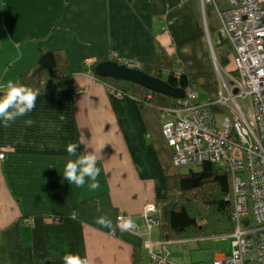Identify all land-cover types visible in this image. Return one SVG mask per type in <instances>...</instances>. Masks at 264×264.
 <instances>
[{"label": "crops", "instance_id": "1", "mask_svg": "<svg viewBox=\"0 0 264 264\" xmlns=\"http://www.w3.org/2000/svg\"><path fill=\"white\" fill-rule=\"evenodd\" d=\"M71 1L0 0V83H19L49 51L59 52L75 73L68 86L40 94L35 109L10 127L0 122V155H4L0 158V264H66V257L77 256L89 264H137V249L145 252L146 264H160L152 255L163 257L166 252H153L159 244L152 252L147 248L153 243V229L147 234L144 212L166 195L168 177L178 174L162 133L164 125L174 120L168 108L176 99L138 85L123 94L98 80L92 66L99 62L86 63L107 58H101L102 30H97V25L102 27L103 12L96 6L101 0H84L85 9L79 12L83 24L71 21L72 31L64 43L56 38L55 24L58 18L66 19ZM108 1V15L121 37L111 47L115 53L158 68L165 78L180 68L198 84L196 91L211 86L204 69L212 68L215 76L221 11L229 8L228 1L216 0V6L209 0ZM78 4L75 0L68 15ZM32 8L36 12L27 13L34 19L30 18L32 27L24 28L23 15ZM4 92L0 88L1 96ZM214 99L212 95L210 100ZM70 143L80 144V153L97 155L98 190L91 191L87 183L77 188L64 179L67 160L75 159L66 152ZM121 216L133 220L132 231L117 229ZM55 217L61 221L54 223ZM99 217L109 218L113 228L97 224ZM161 232L159 226L162 242ZM168 249V261L176 264ZM223 255L227 254L208 253L210 260Z\"/></svg>", "mask_w": 264, "mask_h": 264}, {"label": "built area", "instance_id": "2", "mask_svg": "<svg viewBox=\"0 0 264 264\" xmlns=\"http://www.w3.org/2000/svg\"><path fill=\"white\" fill-rule=\"evenodd\" d=\"M227 1L229 8L221 11L220 34L234 48L233 71L226 73L216 65L226 94L199 104L196 87L190 84L184 89L185 98L176 99L174 107L168 108L174 120L164 125L162 133L172 150L175 166L198 167L209 162L231 176L235 240L231 255L213 257L212 264H264V0ZM209 2L216 6L215 0ZM113 57L128 68L143 67L118 53ZM93 62L88 61L86 65L91 66ZM224 72L230 85L224 79ZM169 74L179 78L182 70ZM240 99L251 102L250 118L241 109ZM156 214L155 205L146 207L144 219L149 235L159 224ZM60 221L59 217L53 218L54 223ZM27 223L31 224L32 220ZM168 245L160 244L165 256L152 255L160 264H171ZM155 247L150 243L147 248L152 252ZM251 252L255 257L246 259Z\"/></svg>", "mask_w": 264, "mask_h": 264}, {"label": "trees", "instance_id": "3", "mask_svg": "<svg viewBox=\"0 0 264 264\" xmlns=\"http://www.w3.org/2000/svg\"><path fill=\"white\" fill-rule=\"evenodd\" d=\"M216 56L221 68L233 66L235 52L228 39H220ZM92 70H95L94 66ZM142 71L168 81L175 88L186 89L194 82L186 74L179 78L172 75L165 78L163 71L151 65H144ZM74 74L70 63L59 52L49 51L40 55L37 65L20 77L19 84L38 90L40 94L54 93L71 84ZM97 79L123 94H128L129 87L133 86L109 78ZM166 186V195L158 200L156 215L162 241L182 242L233 234L234 194L231 176L225 170L206 162L189 174L168 177ZM135 256L137 264H146L147 256L142 249H137Z\"/></svg>", "mask_w": 264, "mask_h": 264}, {"label": "rangeland", "instance_id": "4", "mask_svg": "<svg viewBox=\"0 0 264 264\" xmlns=\"http://www.w3.org/2000/svg\"><path fill=\"white\" fill-rule=\"evenodd\" d=\"M74 2H75V0H72L68 5L67 10L65 11L67 20L66 19L61 20L58 18V20L56 21V24H55L56 29L58 31L56 38L58 41H63L64 43L67 42V40H68L67 34L72 31L71 21H73V23H75L77 25L83 24V21L79 15V12L85 9L84 0H76V2H80V4H78V6L76 7L75 13H72V14L70 13L68 15V9H70L69 7H71V5ZM224 2H227V0H224ZM27 3H28L27 1L22 3L21 14H23L24 5H26ZM38 4H39V7L42 8L40 3H38ZM108 4H109L108 0H101V4L97 3V5H96L97 8L103 12V17H102V20L100 21L102 27H99L97 25V30L99 28H100V30H102V37L100 40H101L102 54L103 55L101 58L107 56L106 60H115V58L113 57V54L117 51L115 49H111V47L115 46L120 41L121 37L120 36L117 37L116 32H115V27H114L115 22L113 19H110L109 15H108ZM228 5H229V3H228ZM30 10H34L36 12V8H32V9H28L24 13V15H23V16H25L23 18V27L24 28H30V26L32 27L31 19L32 20H34V19L28 16V14H31V15L33 14V12H31ZM49 10H50V6H49ZM71 18H72V20H71ZM125 38H126V43L128 44L129 43L128 35ZM100 40L98 41L99 44H100ZM118 46H119V44L117 45V47ZM130 61H134V60H130ZM232 63H233V61H232ZM232 68H233V66L226 68V69L230 70V72H231ZM204 71L206 72V75L208 76V78L212 80V82H211V86L208 89L205 87L202 88L201 86L197 89V92L199 94V98L197 100V103H202V104L207 103L211 99L212 95H215V98H219L221 96V93L226 94V90H225V88L223 86V82L221 80V74L218 71V69L216 68V66L213 68L215 76H212V68H211V70L204 69ZM223 76H224L225 81L228 83V85H230V80L228 79L225 72H224ZM193 85L195 87H198V84H196L195 82H193ZM210 88H211V90H210ZM238 103H239L241 109L243 110V112L245 113V115L248 118H250L251 117V102L247 99H245V100L240 99V100H238ZM175 167H176V172L178 174H189L192 171H196L198 168L197 166H194V165L193 166L192 165L175 166ZM147 228L148 227L146 225V231H148ZM158 238H159V227L157 225L153 228V231H152L151 237H150V240L153 243L155 242L154 244H156V245L159 244V246H157L154 249V251H153L154 253H158L159 251H162L161 250L162 247L160 246L161 241L158 240ZM234 240L235 239L233 238V236H223V237H217V238H206V239L204 238V239L200 240L199 243H196V244H195V242H190L187 244L172 245V246H169V249H168L170 252V255H171L170 260L176 264H212V260L209 259L208 253L213 252V254L215 256L221 255L223 253L227 254V255H231V253H232V242ZM179 243H183V242H179ZM149 257H151L150 254H149ZM254 257H255L254 252H251L245 256L246 259L247 258L251 259ZM153 262L156 263L155 261H153Z\"/></svg>", "mask_w": 264, "mask_h": 264}, {"label": "clouds", "instance_id": "5", "mask_svg": "<svg viewBox=\"0 0 264 264\" xmlns=\"http://www.w3.org/2000/svg\"><path fill=\"white\" fill-rule=\"evenodd\" d=\"M0 88L5 90L0 96V122L5 128L10 127L19 117L26 116L36 107L38 90L19 84L12 80L0 83ZM80 144L70 143L66 147L68 159L65 164L63 177L70 184L77 188H83L85 184L91 191L98 190L101 185L98 177L101 169L97 167V155L94 152H78ZM75 218V215H72ZM116 225L122 232H130L135 228V223L130 217H118ZM96 223L104 228H113L112 221L107 217H99ZM66 264H89L87 259L77 257H66Z\"/></svg>", "mask_w": 264, "mask_h": 264}, {"label": "water", "instance_id": "6", "mask_svg": "<svg viewBox=\"0 0 264 264\" xmlns=\"http://www.w3.org/2000/svg\"><path fill=\"white\" fill-rule=\"evenodd\" d=\"M94 74L100 78H109L138 85L154 94L165 95L169 98H185L184 89L175 88L166 80L150 76L142 70L130 69L114 60H105L97 63Z\"/></svg>", "mask_w": 264, "mask_h": 264}, {"label": "bare ground", "instance_id": "7", "mask_svg": "<svg viewBox=\"0 0 264 264\" xmlns=\"http://www.w3.org/2000/svg\"><path fill=\"white\" fill-rule=\"evenodd\" d=\"M115 61V60H114ZM93 64H96V61L95 62H93L92 64H91V66L93 65ZM121 65V64H120ZM125 66V65H124ZM131 69V68H130ZM143 69V67L141 68V69H138V70H142ZM100 78V77H99ZM106 86L108 87V88H110V89H112L113 90V88L110 86V85H108V84H106ZM124 94H126V93H124ZM4 158V157H3ZM155 205V204H154ZM156 206V208H157V213H158V207H157V205H155ZM157 215V214H156ZM158 227H159V224H158ZM162 243H169V245L168 246H170L171 245V243H173V242H165V241H162L161 242V244ZM177 243H179V242H177ZM167 246V247H168ZM151 252V251H150Z\"/></svg>", "mask_w": 264, "mask_h": 264}]
</instances>
